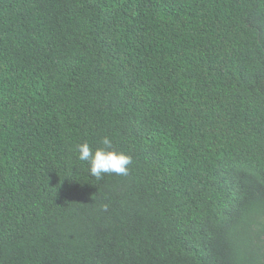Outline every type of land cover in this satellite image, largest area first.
I'll return each mask as SVG.
<instances>
[{
	"label": "trees",
	"instance_id": "obj_1",
	"mask_svg": "<svg viewBox=\"0 0 264 264\" xmlns=\"http://www.w3.org/2000/svg\"><path fill=\"white\" fill-rule=\"evenodd\" d=\"M0 264H264V0H0Z\"/></svg>",
	"mask_w": 264,
	"mask_h": 264
},
{
	"label": "clouds",
	"instance_id": "obj_2",
	"mask_svg": "<svg viewBox=\"0 0 264 264\" xmlns=\"http://www.w3.org/2000/svg\"><path fill=\"white\" fill-rule=\"evenodd\" d=\"M101 144L103 147L95 150L87 142L77 145L78 159L89 165L90 174L97 179H101L104 174L128 175L131 157L115 150L108 137H104Z\"/></svg>",
	"mask_w": 264,
	"mask_h": 264
}]
</instances>
